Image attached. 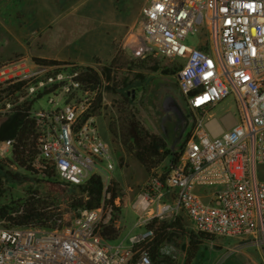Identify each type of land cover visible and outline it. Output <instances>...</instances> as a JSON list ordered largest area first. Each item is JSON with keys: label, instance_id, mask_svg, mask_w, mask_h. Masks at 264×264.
<instances>
[{"label": "built area", "instance_id": "1", "mask_svg": "<svg viewBox=\"0 0 264 264\" xmlns=\"http://www.w3.org/2000/svg\"><path fill=\"white\" fill-rule=\"evenodd\" d=\"M139 26L127 43L132 57L155 54L179 66L185 108L179 116L187 132L180 158L166 173V188L152 177L133 203L139 231L126 245L110 244L113 239L100 229L112 217L105 202L118 158L89 111V89L79 78L83 70L74 62L27 56L2 62L0 121L27 106L34 136L30 171L67 187L96 176L103 189L101 205L81 207L69 224L58 218L51 228L11 225L0 217V264H152L144 246L153 238L148 221L178 212L195 232L257 249L264 264V0H146ZM189 34H197L196 44L184 42ZM43 94L49 107L36 109ZM227 98L236 109L226 114L229 125L212 114ZM215 121L220 132L211 129ZM14 142L0 141V163L19 172ZM163 196L168 199L160 201ZM175 251L172 242L160 249L172 259Z\"/></svg>", "mask_w": 264, "mask_h": 264}, {"label": "rangeland", "instance_id": "2", "mask_svg": "<svg viewBox=\"0 0 264 264\" xmlns=\"http://www.w3.org/2000/svg\"><path fill=\"white\" fill-rule=\"evenodd\" d=\"M146 0H0V63L18 56L74 62L81 70L93 67L101 70L111 66V79H103L101 86L89 88L91 100L89 111L93 113L101 139L107 141L118 158L113 171L111 187L116 196L105 204L111 206L112 223L118 235L109 243L128 244V237L139 231L136 226L138 213L133 203L144 191L152 177H158L160 189L166 188L165 178L170 164L176 162L183 151L186 135L185 124L179 112L168 99H174L184 110L182 93L178 88L176 74L179 70L172 60L160 55L132 57L128 41L140 33V11ZM197 34L187 35L184 42L194 45ZM174 72L165 74L164 69ZM100 96V105L96 100ZM47 94H43L35 108H47ZM132 113L150 131L160 134L170 153L151 172L127 152L118 138L112 136L109 124L120 125V117ZM236 112L234 102L227 98L216 105L212 114L218 120L228 113ZM221 123V122H220ZM6 169L0 163V175ZM23 182L6 178L0 205L22 204L28 196L27 188L37 189L39 195L61 214L64 224H69L84 206H75L84 192L77 187L61 186L56 182L38 181L34 172L21 168ZM111 192V191H110ZM157 202L156 193L150 191ZM174 196V194H167ZM111 196V193H110ZM160 201L168 199L167 196ZM155 203L152 207H155ZM106 209V208H105ZM105 213V212H103ZM180 216L185 225L184 235L174 242V262L169 264H263L257 249L235 245L234 240L211 236L202 240L198 252L186 259L189 235L196 233L183 212L168 213L163 220ZM150 221V220H149ZM148 221V222H149ZM235 245V246H234ZM230 248H237L230 252ZM230 252L228 255L227 253ZM227 255V256H226Z\"/></svg>", "mask_w": 264, "mask_h": 264}, {"label": "trees", "instance_id": "3", "mask_svg": "<svg viewBox=\"0 0 264 264\" xmlns=\"http://www.w3.org/2000/svg\"><path fill=\"white\" fill-rule=\"evenodd\" d=\"M35 60L61 62L37 57ZM111 71V66H104L100 71L93 67H87L86 70L81 71L79 78L85 82L87 88L94 90L101 86L104 78L111 79ZM173 72L169 68L163 70L165 74ZM96 104L97 106L100 105V96L97 97ZM91 114H93L92 110ZM109 131L113 137L120 140L125 150L131 153L147 172H151L170 153L165 139L160 134L148 130L132 113L127 112L121 115L118 127L110 123ZM11 137L15 138L13 162H16L20 167L30 170L28 161L34 152V136L32 121L28 117L27 106H22L17 112L0 121V141ZM6 178L23 182L25 177L19 172L6 169L5 175H0V197L4 192L3 185ZM37 180L44 181L41 179ZM78 187L86 194L85 198L82 196L76 202H73L75 206L96 208L101 205L103 186L99 177L92 176L86 184ZM110 191L111 196L108 201L112 203L116 196V191L112 187ZM27 192L28 196L22 203V208H16L13 202L11 204L0 205V217H5L11 225H28L33 223L44 228L54 227L57 219L61 218V214L57 208H54L45 198H42L37 189L31 190V187H29L27 188ZM147 227L153 230L151 242L144 245L149 250L152 264H161L165 258L172 261V258L162 255L160 249L168 243H174L178 237L184 235L185 225L182 217L177 216L169 221L153 217L148 222ZM100 233L106 238L114 239L118 235V230L112 223H108L102 225ZM211 236L203 232L191 233L189 235L186 259L191 260L198 252L202 240L211 238Z\"/></svg>", "mask_w": 264, "mask_h": 264}, {"label": "bare ground", "instance_id": "4", "mask_svg": "<svg viewBox=\"0 0 264 264\" xmlns=\"http://www.w3.org/2000/svg\"><path fill=\"white\" fill-rule=\"evenodd\" d=\"M222 120L226 125H229L232 121L229 115H225L224 117H222ZM211 129L215 132H220L222 130V127L216 122L211 124ZM141 202L143 205L146 204V200L144 198L141 199Z\"/></svg>", "mask_w": 264, "mask_h": 264}, {"label": "water", "instance_id": "5", "mask_svg": "<svg viewBox=\"0 0 264 264\" xmlns=\"http://www.w3.org/2000/svg\"><path fill=\"white\" fill-rule=\"evenodd\" d=\"M171 102L174 104L175 108L178 110L179 113L182 112V110L180 109L179 105L177 104V102L174 99H170Z\"/></svg>", "mask_w": 264, "mask_h": 264}, {"label": "crops", "instance_id": "6", "mask_svg": "<svg viewBox=\"0 0 264 264\" xmlns=\"http://www.w3.org/2000/svg\"><path fill=\"white\" fill-rule=\"evenodd\" d=\"M173 261L174 260L170 261L168 258H165V260L161 264H169L170 262H173Z\"/></svg>", "mask_w": 264, "mask_h": 264}, {"label": "flooded vegetation", "instance_id": "7", "mask_svg": "<svg viewBox=\"0 0 264 264\" xmlns=\"http://www.w3.org/2000/svg\"><path fill=\"white\" fill-rule=\"evenodd\" d=\"M169 100V102H171V100L170 99H168ZM172 106H173V108L178 112V110L175 108V106H174V104L171 102L170 103Z\"/></svg>", "mask_w": 264, "mask_h": 264}]
</instances>
